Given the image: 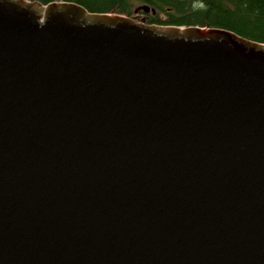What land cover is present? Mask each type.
Returning <instances> with one entry per match:
<instances>
[{"label": "water", "instance_id": "water-1", "mask_svg": "<svg viewBox=\"0 0 264 264\" xmlns=\"http://www.w3.org/2000/svg\"><path fill=\"white\" fill-rule=\"evenodd\" d=\"M0 264H264V44L0 0Z\"/></svg>", "mask_w": 264, "mask_h": 264}, {"label": "trees", "instance_id": "trees-1", "mask_svg": "<svg viewBox=\"0 0 264 264\" xmlns=\"http://www.w3.org/2000/svg\"><path fill=\"white\" fill-rule=\"evenodd\" d=\"M73 2L92 14L133 18L158 27L223 29L264 44V0H26ZM148 9V12L144 11Z\"/></svg>", "mask_w": 264, "mask_h": 264}]
</instances>
